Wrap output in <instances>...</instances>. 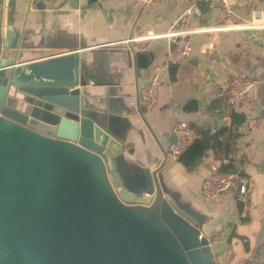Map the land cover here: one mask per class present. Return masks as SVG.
Listing matches in <instances>:
<instances>
[{"label":"crops","instance_id":"obj_1","mask_svg":"<svg viewBox=\"0 0 264 264\" xmlns=\"http://www.w3.org/2000/svg\"><path fill=\"white\" fill-rule=\"evenodd\" d=\"M190 2L0 0V49L5 38L13 43L21 37L24 47L79 52L89 112L122 143L125 183L143 191L147 173L158 171L162 193L189 212L214 244H224L218 264H264V124L254 126L264 118V31L229 29L233 21L219 3L200 2L204 15L190 22L200 30L193 34L195 56L166 69L153 108L138 106L173 44L164 34L175 30ZM254 8L264 11V0L237 5L244 16ZM150 32L159 36L147 37ZM237 75L255 79V93L230 103L218 93ZM178 121L191 123L206 140L201 156L194 143L179 158H166ZM215 169L251 176L249 202H238L232 191L207 198L202 183Z\"/></svg>","mask_w":264,"mask_h":264},{"label":"water","instance_id":"obj_2","mask_svg":"<svg viewBox=\"0 0 264 264\" xmlns=\"http://www.w3.org/2000/svg\"><path fill=\"white\" fill-rule=\"evenodd\" d=\"M80 69L75 50L21 37L0 49V264H218L224 244L158 171L143 191L125 183L122 143L90 114Z\"/></svg>","mask_w":264,"mask_h":264},{"label":"built area","instance_id":"obj_3","mask_svg":"<svg viewBox=\"0 0 264 264\" xmlns=\"http://www.w3.org/2000/svg\"><path fill=\"white\" fill-rule=\"evenodd\" d=\"M143 1L148 4H156L169 0ZM203 1L217 2L220 4L225 17L233 21V24L227 27L229 29H255L264 31V11L260 8H254L247 16H244L237 11V5L240 0H191L190 4L179 15L175 30L164 34L170 37L173 42L176 41V45L168 49L165 64L156 67L151 73L149 80L139 95L138 106L140 109L149 110L155 106L159 98V87L166 69L179 65L192 54L193 34L200 30L191 28L190 22L194 17H202L204 15L199 5ZM156 36L159 35L150 32L147 37ZM130 40L132 38L126 41L129 42ZM256 83L257 81L253 78L237 75L232 78L225 89L218 93V96L226 97L228 102L232 103L245 96L247 90L255 86ZM263 124L264 118H260L254 126L256 128H262ZM218 130L219 128H215V131ZM173 133L176 140L166 151L167 159L179 158L200 138L198 130L187 121L176 122L173 127ZM229 161L230 158L228 157L224 159L226 163ZM252 183L253 178L251 176L244 175L238 171L224 172L215 169L204 179L202 190L204 195L209 199L216 198L223 192L232 191L238 202L248 203L251 196ZM230 187L232 190H229Z\"/></svg>","mask_w":264,"mask_h":264},{"label":"trees","instance_id":"obj_4","mask_svg":"<svg viewBox=\"0 0 264 264\" xmlns=\"http://www.w3.org/2000/svg\"><path fill=\"white\" fill-rule=\"evenodd\" d=\"M198 146L199 145V147H200V145H201V147L199 148V151H198V154H199V156H201L202 155V153H203V151L208 147V145H207V143H206V140H197V142H195V146ZM192 148V147H191Z\"/></svg>","mask_w":264,"mask_h":264}]
</instances>
